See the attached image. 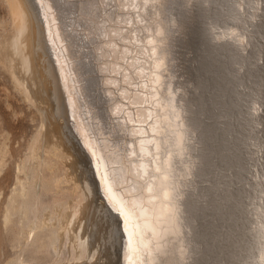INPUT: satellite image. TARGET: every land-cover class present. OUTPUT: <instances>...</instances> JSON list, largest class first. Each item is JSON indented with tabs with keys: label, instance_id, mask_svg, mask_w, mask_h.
<instances>
[{
	"label": "bare ground",
	"instance_id": "1",
	"mask_svg": "<svg viewBox=\"0 0 264 264\" xmlns=\"http://www.w3.org/2000/svg\"><path fill=\"white\" fill-rule=\"evenodd\" d=\"M8 2L14 27L0 37V60L11 76L0 69V84L16 83L0 98L8 129L0 151L8 165L0 208L6 264H214L208 257L218 250L231 258L224 264H264V0H111L99 12L108 0H86L70 23L64 0ZM79 31L98 51L95 77L81 60L88 42ZM202 52L207 62L197 59ZM100 80L118 96H88L87 88H103ZM211 84L214 107L237 113L229 141L206 131L200 102ZM21 92L36 109L17 103ZM119 100L137 104L124 116L129 125L106 119ZM232 174L253 191L241 232L219 221ZM106 183L128 219L114 209ZM210 232L221 246L204 240ZM229 241L241 254L225 247Z\"/></svg>",
	"mask_w": 264,
	"mask_h": 264
},
{
	"label": "rangeland",
	"instance_id": "2",
	"mask_svg": "<svg viewBox=\"0 0 264 264\" xmlns=\"http://www.w3.org/2000/svg\"><path fill=\"white\" fill-rule=\"evenodd\" d=\"M6 2V3H5ZM0 23L1 24H4V26L3 27H5V28H0V32L1 31H3L4 33L2 34V32L0 33V37H2L1 35H6L7 33H8V35L9 34H12L11 33V29L13 30V27H14V25L13 24H11L12 23V17H11V13L12 12H9V11H11L10 10V8H11V6L9 5L8 6V4H9V2H8V0L7 1H5V0H0ZM9 9V10H8ZM10 21V22H9ZM4 22H6V24L4 23ZM7 26V27H6ZM1 27H2V25H1ZM12 27V28H11ZM9 28V29H8ZM9 30V32H7L8 30ZM5 30H7V31H5ZM1 40V39H0ZM193 40H194V38H193ZM192 40V41H193ZM197 47V46H196ZM196 52V51H195ZM205 54V55H204ZM207 55L208 54H206L205 52H202V54L201 55H199L198 57H197V59H199L200 61H202V63H203V61H205V62H207ZM7 69V67H5L4 66V64L1 62V60H0V69L1 70H3L4 72H6L7 74H9L10 76H11V74H10V72H11V70H9V69H7V71H6V69ZM212 78V84H213V77H211ZM11 81V83H13V84H10V82L8 81V83H9V85H10V87H8V88H4V87H7L6 86V84H0V98H6L5 97V94H6V90H7V92L10 90V88H12V89H15L13 86H15V83H16V80L15 79H13V78H11L10 79ZM211 84V86H209V88H208V90H207V92L206 93H204V100H203V102L201 103L200 102V104H201V108L202 107H204L205 109H206V111H205V114H204V117H206L205 118V120L207 121V122H205L204 124H208V125H206L205 127H206V131H207V134L209 135V137L211 136V135H214L215 133L217 134H220L221 135V137L223 136V137H226V140H224V141H229V140H227V138H229L230 136H233V135H231V133L230 132H232L233 130H234V126H237V123H238V121H237V119H235V117L237 116L236 114V112L234 111V112H228V113H226V115L223 113V111L221 112L220 111V108H222L223 107V109H225L226 111H228V106L227 105H224V106H222V104L220 103V108L219 107H214V105L210 102V100L211 101H213L214 99L212 98V95L214 94V91H215V87H213V85ZM13 85V86H12ZM19 88H21V84H19ZM203 86V85H202ZM4 88V89H3ZM205 88V87H204ZM203 88V90H205ZM211 89H213V91L211 90ZM238 89H239V86H238ZM232 91V92H231ZM210 92V93H209ZM218 93H219V91H218ZM20 94V97H18V102L17 103H21V104H25V106L27 107V108H34V109H36V106H35V103L34 102H32V104H34V105H31V101L30 100H28V99H26V98H24L23 97V95H25V93L22 95V92L21 93H19ZM229 94V95H228ZM232 95H234V93H233V89L232 90H228L227 91V93L224 95V99H226V100H228L229 99V97H232ZM209 96V97H208ZM227 97V98H226ZM11 99H13V97H11ZM222 99H223V97H222ZM205 102L206 103H210L209 105H207V106H204L205 105ZM24 110L25 109H23V111L21 112H18L19 113V116L20 115H24ZM233 110H235V108L233 109ZM224 115H223V114ZM233 113V114H232ZM228 114V115H227ZM223 116H225V117H223ZM234 116V117H233ZM217 117H219V118H217ZM228 117H230V119H232L233 118V121H231V122H233V124H232V126L230 127L229 126V128L228 129H224L223 128V131H222V126H224V122L223 121H225ZM232 117V118H231ZM27 118V117H26ZM25 118V119H26ZM226 118V119H225ZM27 120H28V118H27ZM31 122H32V127H34L35 128V124L34 123H36L37 121L36 120H33V119H29ZM212 121V124L210 125V122ZM230 121V120H229ZM221 122V123H220ZM2 123H3V119H1L0 118V151H1V146H4V148H6V146L5 145H2V141H1V138H3L4 137V135L6 134H8V129H2ZM33 128V131H32V133L31 134H34L35 133V131H36V129H34ZM40 128V127H39ZM2 129V130H1ZM214 129V130H213ZM232 131H231V130ZM206 131H205V136H206ZM213 133V134H212ZM227 134V135H226ZM230 134V135H229ZM207 135V136H208ZM222 137V138H223ZM211 138V137H210ZM224 141H222V142H224ZM213 142H216L214 139L211 141V143H213ZM224 143H227V142H224ZM14 144L15 145H17V141H15L14 142ZM7 147H9L8 145H7ZM242 149H243V147H241ZM219 149H218V147H216V149H215V151H213L214 152V154H217L218 155V153H220L219 151H218ZM26 152V151H25ZM24 152V153H25ZM235 153V152H234ZM243 156H244V153H243ZM242 156V159H243V161L245 160V158ZM218 158H219V156H218ZM217 156L216 157H214V158H212V161H213V164H214V162L215 161H217ZM220 159V158H219ZM221 160V159H220ZM245 162V161H244ZM245 164V163H244ZM7 167H8V165L6 164V163H4V164H2V163H0V208H1V199L3 198V196H4V193H5V189H4V187H3V174H4V170H6L7 169ZM237 167V168H236ZM214 168V167H213ZM252 168V167H251ZM253 169V168H252ZM232 170H233V172H235L236 170H238V166H236V165H233L232 166ZM243 170H244V168H243ZM14 175H13V178H14V180L16 181V177H17V167L15 166L14 167ZM250 173L248 172V175H249ZM16 175V176H15ZM233 175V176H232ZM231 175V178L232 179H230V187H231V189H232V194H231V196L229 197V201L227 202V204H226V208H225V211H223L222 210V217H224V219L223 218H221V219H219V221H222L221 223L223 224V227L224 228H222L223 230L226 228H228V227H233V228H236V227H238V226H240V228H242V230L241 229H236V231H238V232H241V231H244V229H243V222H244V217H245V215H246V218L248 219V217H249V211H248V207H247V205H246V201H247V199H249L248 198V196H249V193L250 192H248V191H251V195H252V188H251V190H250V188L248 189V187H249V185L247 184V183H245L244 182V180H242V179H244V177H238L237 175H235V174H232ZM251 175V174H250ZM242 176H244V174L242 175ZM250 177H245V180L246 179H248V181H253L252 179L253 178H250ZM5 179V178H4ZM232 180V181H231ZM15 181H14V183H15ZM234 181V182H233ZM5 183H7V182H5ZM4 183V185H6ZM69 183V182H68ZM231 183H233V184H231ZM240 184V185H239ZM244 185H245V187L247 188V192L246 191H243V192H241L242 190H244ZM201 189H204L205 187H207L208 186V180L207 179H202L201 180ZM13 187V184L11 185V188H10V186H9V190H8V186H7V193H9V194H11V192H12V188ZM234 187V188H233ZM237 187V188H236ZM234 189V190H233ZM236 190V191H235ZM2 191V192H1ZM245 192V193H244ZM8 197V199L10 198V195H7ZM245 196V197H244ZM233 197V198H232ZM236 198V199H235ZM240 199V200H239ZM244 199V200H243ZM232 200V201H231ZM242 200V201H241ZM238 202V203H237ZM239 202H240V204H239ZM242 204V205H241ZM245 205H246V207H245ZM245 207V208H244ZM220 208V207H219ZM217 209L216 211H215V213H218V211L220 212L219 214H221V208L220 209ZM247 209V210H246ZM207 211V210H206ZM206 211H204V213H203V216L206 214ZM247 211V212H246ZM232 212V213H231ZM241 212V213H240ZM244 213V214H243ZM236 214V215H235ZM227 216L229 217V218H227ZM208 217L209 218H207L206 219V221L204 222L205 223V225L207 226L208 225V228H207V232H209V229H210V226L212 225V219H211V214L210 215H208ZM212 217H214V218H216L215 217V214H213L212 215ZM237 217V218H236ZM220 218V217H219ZM232 219H233V221H232ZM0 220H1V218H0ZM229 221V222H228ZM249 225V224H248ZM227 226V227H226ZM248 227V226H247ZM212 236V233L210 232V234H208V237L207 238H204V240L205 239H208L209 238V243H211V244H215V245H220L221 246V241H219V244H217L216 242H214V240H210V237ZM0 239H1V237H0ZM235 244L236 243H233L232 241H229L228 242V244L225 246V247H231V251L230 252H236V251H238L237 249H238V247L237 246H235ZM12 246V247H11ZM10 248H11V250H12V252L14 251L15 252V249H16V247L14 246V243L13 242H11V244H10ZM216 250L218 249V248H215ZM219 251H221V250H218V252L216 253V252H214V257L215 258H212V257H208V260H210V258L211 259H213V263L214 264H224V262H228V261H230V259L229 258H227V257H222L221 255H220V252ZM239 252V251H238ZM216 253V254H215ZM239 254H241L240 252H239ZM247 255V254H246ZM241 256H243V258H244V255H241ZM247 258V257H246ZM4 259H5V254L4 253H1V251H0V264H6V262L5 261H7V260H5L4 261ZM227 259H229V260H227ZM233 259V261H235L234 260V258H232ZM237 259V258H236ZM251 259H252V257H251ZM214 260H215V262H214ZM219 260V261H218ZM232 261V260H231ZM244 261V259H242V262ZM220 262V263H219ZM236 262V261H235Z\"/></svg>",
	"mask_w": 264,
	"mask_h": 264
},
{
	"label": "water",
	"instance_id": "3",
	"mask_svg": "<svg viewBox=\"0 0 264 264\" xmlns=\"http://www.w3.org/2000/svg\"><path fill=\"white\" fill-rule=\"evenodd\" d=\"M36 1V0H35ZM109 1V3H103V4H97V9H98V12L100 11V8L101 9H103V10H107V9H110L112 6V4H111V0H108ZM64 2H65V4H67V6H66V10H64V11H66V12H64L65 13V15H66V17H67V21L70 23V21L71 20H73V19H75L73 16H74V14H75V17H76V13H77V11H78V9L77 8H80V6H78V5H80L81 3H83L82 5H84V3L86 4L87 2H86V0L85 1H81V0H70L69 2H68V0H64ZM97 3H98V1H97ZM76 4V5H75ZM78 4V5H77ZM78 6V7H77ZM77 10V11H76ZM39 11H40V9H39ZM42 13V12H41ZM73 17V18H72ZM70 18V19H69ZM73 21H75V20H73ZM68 27L70 28V29H72V27H70V25H68ZM191 28H190V38H192V36H193V33L191 34ZM82 33V34H81ZM79 34H81V36L84 38V40L86 41V42H88V45L86 46V45H83V47H81L80 49H81V51H83V55L81 56V60H83L88 66H90L91 64V66L89 67L90 69H91V72L89 73L91 76H93V77H95V75H97L96 74V72L93 70V68L95 69V68H97L98 69V71H99V73H101V71L99 70V68L97 67V66H95V62L97 61L96 60V54L98 53V51H97V49H94L93 48V46H91L92 45V42H90L91 40H90V37L91 36H85L84 35V31L82 32V31H79ZM189 35V34H188ZM94 42H97V41H95V39H94ZM86 51H89L88 53H89V55L90 56H86L85 55V52ZM85 55V56H84ZM90 65H89V64ZM95 66V67H94ZM89 68L87 69V70H89ZM94 80V79H93ZM100 82L103 84L102 86H103V88H98L99 90H97V86H95V88L96 89H88L87 88V94H88V96H91V95H93V94H98V95H100V102H102V99H103V96H105V97H107L110 101H111V99H113L114 98V96H116L117 95V93L115 92V93H111V90H109V86H108V84H106L104 81H101L100 80ZM93 83H95V82H93ZM122 85V84H121ZM102 89H105V91L104 90H102ZM98 91V92H97ZM104 92H105V95H104ZM83 93H84V90H83ZM84 94H86V93H84ZM82 95V94H81ZM118 96V95H117ZM102 97V98H101ZM119 103H120V105H119V107H118V109H116V110H114V106L113 107H110L109 106V108L107 109V114H106V119L108 118V120L110 121V123L112 124L113 122L112 121H115V122H117L119 119H122V118H124V116H125V114H126V111L127 110H131L132 109V107L134 108V110H135V107L137 106V104H129V102H123V101H121V100H119ZM104 105V104H103ZM114 105V104H113ZM131 105H133L132 107H131ZM259 105H257V107H258ZM96 107V106H95ZM260 107V106H259ZM98 108V107H97ZM86 109H88V111L89 112H91V114L92 115H95V110L94 111H90V107L88 108V107H86ZM261 109V108H260ZM102 111H104V108H102ZM88 113V112H87ZM76 117H74V119H75ZM85 118H86V116H85ZM102 120V119H101ZM99 118H97V117H93V121L92 122H94L95 124H97L98 125V123H100V125L99 126H104V124H103V121H101ZM124 120H125V123L127 124V125H129V124H131V122H129V121H127V119H125L124 118ZM75 121H77V119L75 120ZM98 122V123H97ZM101 122H102V124H101ZM133 123L134 124H139L138 122H137V120H134L133 121ZM113 125V124H112ZM111 125V126H112ZM104 128L108 131V128H106L105 126H104ZM115 133L117 132V131H119V130H116V129H114L113 130ZM91 132V131H90ZM107 134H108V132H106ZM118 133H120V132H118ZM137 135L139 136L140 134L139 133H137ZM93 136V135H92ZM108 138L112 141V143L114 144V141L112 140V138H116V137H113V134L111 133V134H108ZM91 137V136H90ZM111 137V138H110ZM131 138H133V137H135V135H134V133H132V135L130 136ZM129 137V138H130ZM94 139V138H93ZM96 139H98V138H96ZM108 139V140H109ZM109 140V141H110ZM100 141V140H99ZM127 145H130V143H125V146H127ZM93 156V155H92ZM94 158V161H93V165H94V167L96 168V164H95V159H96V157H93ZM95 171H96V174H97V168L95 169ZM123 224V223H122ZM125 241H126V237H125ZM126 243V242H125ZM125 248H127V244H124V248H123V251L125 250Z\"/></svg>",
	"mask_w": 264,
	"mask_h": 264
},
{
	"label": "snow or ice",
	"instance_id": "4",
	"mask_svg": "<svg viewBox=\"0 0 264 264\" xmlns=\"http://www.w3.org/2000/svg\"><path fill=\"white\" fill-rule=\"evenodd\" d=\"M106 191H107V192L109 193V195H110V199H111L112 202H113V207H114V209L118 212V214H121V215H123L126 219H128V214H127L125 211L122 210V207H121L120 202L117 201V200H114V199H113L112 194H111V193H112V189H111L110 186L107 185V183H106Z\"/></svg>",
	"mask_w": 264,
	"mask_h": 264
}]
</instances>
